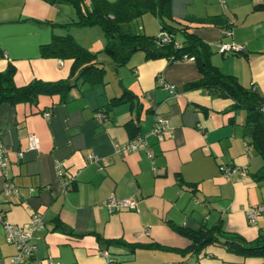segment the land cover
Wrapping results in <instances>:
<instances>
[{
	"label": "crops",
	"instance_id": "0c3cea01",
	"mask_svg": "<svg viewBox=\"0 0 264 264\" xmlns=\"http://www.w3.org/2000/svg\"><path fill=\"white\" fill-rule=\"evenodd\" d=\"M262 1L171 0L174 20L168 22L189 25L212 49V64L264 93V9L255 7ZM63 4L0 0V71L12 62L16 85L69 75L71 59L42 55L54 35L69 33L91 51L105 43L96 25L55 24L75 17ZM138 20V29L148 35L164 31L151 12ZM227 27L230 34L223 33ZM220 42L241 43L247 52L222 54ZM99 60L106 69L104 82L77 83L65 100L41 95L36 104H0V137L9 156L6 176L18 188V194H4L0 174V206L7 219L23 227L33 213H41L44 226L33 238L36 258L50 256L60 264H264L262 257H242L218 245L178 252L190 240L171 227L197 229L221 220L226 230L248 241L264 230V181L255 178L264 157L246 142L245 110L231 108V99L206 88H185L200 76L192 58L145 59L137 50L118 67L107 55ZM162 80L174 83L177 94L164 89ZM124 88L134 94L132 101L109 107V99ZM99 112L104 119H98ZM156 115L168 119L171 131L160 139L146 138L151 156L144 150H115L116 143L149 131ZM129 121L136 127L134 136ZM30 134L39 138L38 148L28 147ZM89 154L97 160H89ZM56 161L63 162L62 176ZM222 164L236 169L225 177ZM111 195L133 198L136 207L111 211L104 205ZM259 206L250 222L246 209ZM14 250L0 223V264H9Z\"/></svg>",
	"mask_w": 264,
	"mask_h": 264
},
{
	"label": "trees",
	"instance_id": "16d2710c",
	"mask_svg": "<svg viewBox=\"0 0 264 264\" xmlns=\"http://www.w3.org/2000/svg\"><path fill=\"white\" fill-rule=\"evenodd\" d=\"M49 3H65L75 10V17L64 23H55L70 27L75 25L99 26L105 37L103 51L112 60L115 67L128 62L131 55L141 50L145 59L164 57L170 61L192 58L200 73L184 87L206 88L217 95L232 100L231 108L245 110L244 136L246 142L264 157V93L255 87H245L234 75L223 73L211 63L212 49L189 29V25L174 20L171 14V0H45ZM264 9V1L256 4ZM146 12L155 14L161 24V30L167 32L171 40L161 41L160 35H148L138 29L137 20ZM180 34L181 40L176 37ZM42 55L71 59L69 75L57 80L31 79L23 85L14 83L16 67L8 62L0 71V104L15 105L21 102L36 104L41 95H58L65 100L69 91L77 83L94 85L104 82L105 67L93 52L77 42L69 33L54 35L52 40L42 46ZM134 94L124 88L118 96L109 99V107L132 101ZM127 129L134 136L136 127L126 123ZM258 181H264V164L255 172ZM171 227L190 240L185 248L175 249L181 253H199L208 245H218L227 251L242 257L258 256L264 258V230H259L253 240H246L236 232L225 229L220 220L212 226H200L197 229ZM107 244L128 245L119 239H104ZM152 246L162 247L159 244ZM133 248V246H131Z\"/></svg>",
	"mask_w": 264,
	"mask_h": 264
},
{
	"label": "built area",
	"instance_id": "2783aa9c",
	"mask_svg": "<svg viewBox=\"0 0 264 264\" xmlns=\"http://www.w3.org/2000/svg\"><path fill=\"white\" fill-rule=\"evenodd\" d=\"M224 34H230L231 29L225 28L223 30ZM161 41H170L171 37L170 35L162 31L159 33ZM220 53L222 54H229V53H237V54H245L246 48L241 43L236 42H220L218 44V49ZM162 82V87L166 89L170 94H177L176 85L174 83L166 82L164 80ZM262 111H264V105H262ZM45 116L49 115L48 111L44 112ZM98 119H104L105 114L103 112L97 113ZM166 131H171V126L169 124V121L167 118L156 115L154 118L153 125L149 131L146 133L137 135L133 138H131L129 141L125 143H116L115 144V150H125V151H133V150H144L149 156H151V152L149 151L147 140L146 138L149 135H153L158 137L159 139L163 137L164 133ZM39 145V138L36 135L30 134L28 136V147L29 148H38ZM89 160L96 161L97 157H95L93 154L88 155ZM9 161V156L7 153V149L5 148L4 144L1 141L0 137V174L3 177V184L1 191L4 194H8L10 192L14 194H18V188L16 184L10 180L6 176V169L7 164ZM107 163V161H104V163L99 165V169H102L103 166ZM55 168L58 176H62L63 171V162L62 161H56ZM220 171L222 172V175L225 177L230 176L236 167L230 166V165H221ZM75 176L72 175L69 179H67L66 182H64L63 186L64 189H68L70 187V184L74 180ZM137 201L133 198H117L114 195L109 196L105 201L104 205L111 211H119L122 209H129L136 207ZM258 210H260L259 207L255 208H247L246 209V215L250 222H253L255 218L257 217ZM0 223L2 224L3 230H4V237L5 240L14 246V252L9 257V264H60L59 261L55 260L53 257H47L45 260L38 259L35 256L36 252V245L33 242V238L35 237V232L39 229H41L44 226V219L39 212H35L31 215L29 225L28 227H23L19 224H15L11 222L6 217V211L0 206ZM105 256L108 257V252H103ZM109 258V257H108Z\"/></svg>",
	"mask_w": 264,
	"mask_h": 264
},
{
	"label": "rangeland",
	"instance_id": "374dc122",
	"mask_svg": "<svg viewBox=\"0 0 264 264\" xmlns=\"http://www.w3.org/2000/svg\"><path fill=\"white\" fill-rule=\"evenodd\" d=\"M69 7V8H71L72 9V11H73V13L75 12V10H74V8L71 6V5H69V4H63V7ZM139 22H140V20H137V25L139 24ZM96 27H99V26H96ZM104 41L102 42H100V44H98V46H96V47H94V49H93V52H96V54H97V57L99 58V59H101L102 58V55L103 56H106V54H105V52L103 51V47H104ZM108 68V67H107Z\"/></svg>",
	"mask_w": 264,
	"mask_h": 264
}]
</instances>
